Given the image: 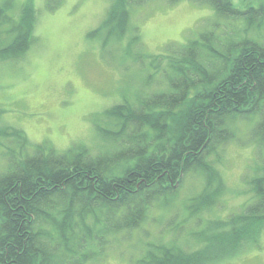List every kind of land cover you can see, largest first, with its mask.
<instances>
[{
	"label": "trees",
	"instance_id": "obj_1",
	"mask_svg": "<svg viewBox=\"0 0 264 264\" xmlns=\"http://www.w3.org/2000/svg\"><path fill=\"white\" fill-rule=\"evenodd\" d=\"M193 1L216 16L196 38L148 56L135 27L123 46V60L148 67L144 85L164 88L122 96L104 111L111 128H96L113 150L94 153L74 143L57 151L45 142L31 145L17 128L0 129L23 151L3 147L0 264L99 263L115 237L139 227L152 203L171 195L189 172L203 174L206 186L190 206H212L224 189L215 155L241 122L260 154L247 181L250 201L239 213L208 220L200 249L152 244L135 264H215L264 232V0ZM128 2L109 0L104 46L126 33ZM20 14L14 20L0 4V58H17L32 41L34 14ZM230 26L232 34L225 32Z\"/></svg>",
	"mask_w": 264,
	"mask_h": 264
},
{
	"label": "rangeland",
	"instance_id": "obj_2",
	"mask_svg": "<svg viewBox=\"0 0 264 264\" xmlns=\"http://www.w3.org/2000/svg\"><path fill=\"white\" fill-rule=\"evenodd\" d=\"M0 4L14 20L22 9L34 14L27 50L17 58H0V129L17 128L31 145L45 142L57 151L74 143L94 153L113 150L96 128H111L104 111L121 104L122 96L129 99L139 91L164 88L157 82L145 86L148 67L121 58L133 28H138L143 53L151 56L196 38L216 20L211 6L193 0H129L126 33L120 43L104 46L102 24L109 0H0ZM233 31L231 26L225 29ZM248 129L249 124L241 122L235 139L218 148L215 156L221 160L217 167L224 189L214 196L212 206H190L191 199L206 193V186L200 172L186 173L173 193L152 203L145 221L116 236L107 256L95 264H135L152 244L187 252L200 249L208 220L239 213L251 199L247 181L260 164V154ZM2 137L0 173L7 168L3 147L10 146L15 155L23 152L11 143L12 136ZM215 264H264V232Z\"/></svg>",
	"mask_w": 264,
	"mask_h": 264
}]
</instances>
